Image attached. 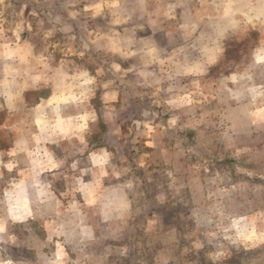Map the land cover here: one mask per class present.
Wrapping results in <instances>:
<instances>
[{"label":"rangeland","instance_id":"obj_1","mask_svg":"<svg viewBox=\"0 0 264 264\" xmlns=\"http://www.w3.org/2000/svg\"><path fill=\"white\" fill-rule=\"evenodd\" d=\"M210 1L216 17L227 13L239 27L213 46L202 78L176 75L149 54L122 62L97 48L108 22L115 31L139 25L148 10L191 24L182 0H0L3 56L14 45L21 73L30 52L50 73H84L95 112L86 146L61 148L34 122L50 88L22 90L24 76L18 91L0 83V264H264V0ZM176 30L131 28L153 36L159 54L179 50ZM91 146L105 150L110 173L98 204H81L79 223L65 220L83 199L59 170ZM66 225H93L97 235H59Z\"/></svg>","mask_w":264,"mask_h":264},{"label":"crops","instance_id":"obj_2","mask_svg":"<svg viewBox=\"0 0 264 264\" xmlns=\"http://www.w3.org/2000/svg\"><path fill=\"white\" fill-rule=\"evenodd\" d=\"M182 2V5L187 6L185 14L190 15L189 20L191 21V24H189L190 22L186 24H180V22L178 23V20L172 22L174 20L172 18H168L170 14L166 16L159 10L156 12L148 10L147 13L154 14H144L145 16L142 14V17L139 16V25L134 24L136 21H134L133 25H131L132 22L130 21L122 22L124 27L118 31H115L112 25H110V22H108L106 28L103 29L107 31L100 36L101 38L99 37L101 44H99L100 47L97 46V48L106 49L107 51L111 50L112 55L116 52L117 54H122L120 55L118 61H127L126 59L131 58L133 53L139 54L140 58L143 57V54H149L152 55L156 61H160V63L163 65H166V63L170 64L171 67L172 65H175V70L173 71H175L176 75L190 76L193 74L202 78L209 76V70L212 66V62H215L217 58V54L215 53L217 47L213 48V46H221L223 44V39L232 36L234 31L239 26L237 27L233 20H228V16L226 18V12V14L220 13V15L216 17L215 10H211L210 0H182ZM223 5V3L222 5L220 3V8L226 7ZM236 11H238V9L234 8L229 12ZM130 17H132V15H130ZM141 19H143L145 22ZM142 22L144 24L146 23L147 26H144ZM177 23L178 27L176 26ZM187 24L189 25L187 26ZM171 25H174V27L180 31L181 35L183 34V37H180V42L177 43L181 45L179 50H177L178 48L175 49L178 52L174 49H170L168 54H159L157 52L158 42H156V39L153 36L148 38V36L144 33L138 32L135 34L131 31L132 27L134 29L137 27L139 29L140 27H156L162 30H167ZM93 26L94 28H99V26L96 24ZM183 27H190V32L187 34ZM215 28L219 32L218 36H216L218 41H216V37H212L211 33V30H214ZM182 29L184 32H181ZM132 45H134L135 50L133 49ZM17 47L18 46L15 47L14 45L11 46V52L9 56H3V48L0 47V83H2L3 80H7L11 84V91H18L17 88L21 86L19 80L22 76H24L23 79H25L24 82H26V87L22 88V90L36 91L42 87H49V94L47 95L48 101L41 107H38L40 108L38 112H42V114H38V118L34 119V122L36 121L35 124L38 126V128H40V138L45 141H55L60 143L62 144L61 148H70L78 145L86 146V125L94 118L95 112L90 105V101L87 102V99L85 101V98L83 97L82 79L85 78V74L77 70L75 72H62L61 70H56L50 73L47 70L45 71L40 69V63L34 62L35 56L31 54L29 46H26L30 52H28L29 54L27 59H32V67L28 69V72L21 73L18 69L20 56L18 55L17 50L19 48ZM27 48L22 47V49L25 50H28ZM218 48L220 51L221 47ZM4 59L6 60L4 62L6 65L2 63ZM8 60L9 62H7ZM141 61H139V74L143 75V72L147 73L148 68L145 67V63L147 62ZM117 66H119L123 71L132 70L130 66L127 68L119 63H117ZM4 68H6V71L5 73H2ZM161 68L163 71H166L164 66ZM111 69L113 72L115 68ZM171 69L172 68L169 70L170 72ZM71 77H74V79L71 80ZM46 83L49 85L46 86ZM22 87L24 86L22 85ZM105 93H113V90L111 87H107L105 89ZM62 96H65L66 98H62ZM58 109L62 110V112L55 113V110ZM104 155H107L105 150L98 148V146H91L87 149V151L78 153L77 156L74 155L75 159L66 167V169L64 167L59 170L61 173L64 172L69 179H74V185L78 189H81V199H83L75 202L77 207H75L74 212L71 210V208H65V211H63V214L67 215L65 220H69V217L71 216L70 221H72L73 216L74 220L78 221L79 223V220H82V208L79 206L81 204H98L99 200L95 199L99 197V189L102 187L100 186V181H103V179L106 178V175L108 176V173H110L109 168L105 166L106 160ZM104 166L106 171L100 172V168H104ZM64 204L66 205L69 203ZM70 212L74 215H69ZM96 213L99 214L98 212ZM91 216H93V213ZM96 219L100 220L99 215H97ZM104 229L105 228H102L103 231ZM93 231V225L85 227H81V225L78 227L66 225L64 229H61L59 235L69 237H81L84 235L96 236L97 234ZM44 256L46 257V255ZM65 258L66 256L62 257V259ZM58 259L60 261H58L57 264L67 263L64 260L61 262V257H58ZM90 264L96 263L90 262Z\"/></svg>","mask_w":264,"mask_h":264}]
</instances>
